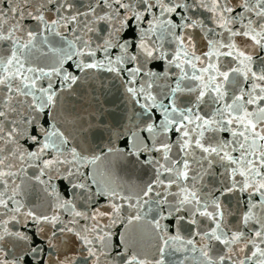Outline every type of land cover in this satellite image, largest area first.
Returning a JSON list of instances; mask_svg holds the SVG:
<instances>
[{
    "label": "snow or ice",
    "instance_id": "snow-or-ice-1",
    "mask_svg": "<svg viewBox=\"0 0 264 264\" xmlns=\"http://www.w3.org/2000/svg\"><path fill=\"white\" fill-rule=\"evenodd\" d=\"M0 264H264V0H0Z\"/></svg>",
    "mask_w": 264,
    "mask_h": 264
}]
</instances>
